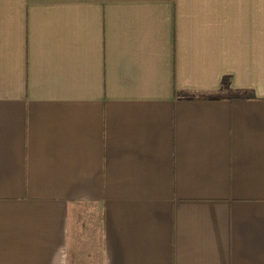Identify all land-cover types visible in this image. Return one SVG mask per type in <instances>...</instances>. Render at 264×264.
<instances>
[{
	"label": "crops",
	"instance_id": "obj_1",
	"mask_svg": "<svg viewBox=\"0 0 264 264\" xmlns=\"http://www.w3.org/2000/svg\"><path fill=\"white\" fill-rule=\"evenodd\" d=\"M0 264H264V0H0Z\"/></svg>",
	"mask_w": 264,
	"mask_h": 264
}]
</instances>
